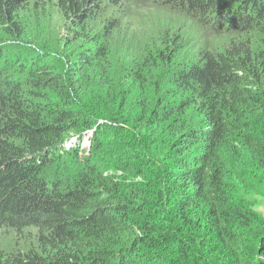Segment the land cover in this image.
<instances>
[{
  "label": "trees",
  "instance_id": "trees-1",
  "mask_svg": "<svg viewBox=\"0 0 264 264\" xmlns=\"http://www.w3.org/2000/svg\"><path fill=\"white\" fill-rule=\"evenodd\" d=\"M48 6L56 62L24 46ZM129 6L228 40L189 50ZM0 31V231L36 240L0 264H264L227 187L247 157L264 176V0H0Z\"/></svg>",
  "mask_w": 264,
  "mask_h": 264
},
{
  "label": "rangeland",
  "instance_id": "rangeland-1",
  "mask_svg": "<svg viewBox=\"0 0 264 264\" xmlns=\"http://www.w3.org/2000/svg\"><path fill=\"white\" fill-rule=\"evenodd\" d=\"M43 11V13L31 12L24 16V23L28 25L30 31L29 38L26 39L24 46L30 50V54H33L32 52L45 53L44 50H48L53 61L56 62L58 60V54L54 51V46L50 47L52 41L49 35L53 31L64 35L67 33V30H65L64 25L60 22L57 10L53 6H48ZM124 12L126 16H122L121 19L126 24V27L139 25L145 27L153 26L155 29L161 27L163 34L170 31L174 35H184L186 44L189 46L188 49L192 51L198 47L220 51L224 48L228 40L224 35L207 34L199 30L197 25H193L180 17L174 18L162 9L146 8L142 10L141 8L129 6ZM106 14V17L114 15L111 12H106ZM148 14L152 15L153 19H156L155 16L164 17V19H156L153 21V24L147 25L146 23L150 21V16H147ZM38 25L41 27L40 30H37ZM2 39V33L0 31V41ZM37 39L42 43L39 41L36 42ZM90 137L91 132L85 136V142L83 143L84 150L90 146ZM78 142V137L72 138L68 143V148ZM250 158L247 157V161L239 163L238 166L234 167L237 180L228 182L227 187L231 194L238 195L239 198L247 202L248 207L264 221V176L259 174V170L255 169L254 162ZM34 238L35 235H30L29 233L23 236V240H20V238H14L13 236H5L4 232L0 231V248L10 252L16 249V251L21 249H25L26 251L31 248L34 249L36 246V240Z\"/></svg>",
  "mask_w": 264,
  "mask_h": 264
},
{
  "label": "clouds",
  "instance_id": "clouds-1",
  "mask_svg": "<svg viewBox=\"0 0 264 264\" xmlns=\"http://www.w3.org/2000/svg\"><path fill=\"white\" fill-rule=\"evenodd\" d=\"M70 145H71V143H70ZM69 147V146H68Z\"/></svg>",
  "mask_w": 264,
  "mask_h": 264
}]
</instances>
